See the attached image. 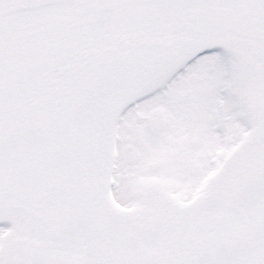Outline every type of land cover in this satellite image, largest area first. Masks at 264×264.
Masks as SVG:
<instances>
[{"label":"snow or ice","instance_id":"1","mask_svg":"<svg viewBox=\"0 0 264 264\" xmlns=\"http://www.w3.org/2000/svg\"><path fill=\"white\" fill-rule=\"evenodd\" d=\"M0 264H264V0H0Z\"/></svg>","mask_w":264,"mask_h":264}]
</instances>
